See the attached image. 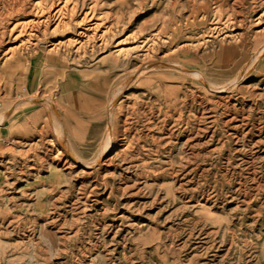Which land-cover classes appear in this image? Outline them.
Here are the masks:
<instances>
[{
	"label": "rangeland",
	"instance_id": "1",
	"mask_svg": "<svg viewBox=\"0 0 264 264\" xmlns=\"http://www.w3.org/2000/svg\"><path fill=\"white\" fill-rule=\"evenodd\" d=\"M0 264H264V0H0Z\"/></svg>",
	"mask_w": 264,
	"mask_h": 264
},
{
	"label": "bare ground",
	"instance_id": "2",
	"mask_svg": "<svg viewBox=\"0 0 264 264\" xmlns=\"http://www.w3.org/2000/svg\"><path fill=\"white\" fill-rule=\"evenodd\" d=\"M44 102V101H43ZM24 125H26V124H24ZM24 127V126H23ZM25 129V128H24ZM111 134H109V136H108V139H107V145H109V143H110V141H111ZM67 152V151H66ZM69 155V154H68ZM85 165H86V163H85ZM84 165V166H85ZM87 166V165H86Z\"/></svg>",
	"mask_w": 264,
	"mask_h": 264
},
{
	"label": "crops",
	"instance_id": "3",
	"mask_svg": "<svg viewBox=\"0 0 264 264\" xmlns=\"http://www.w3.org/2000/svg\"><path fill=\"white\" fill-rule=\"evenodd\" d=\"M23 126H24V128H26V127H27V125H24V124H23Z\"/></svg>",
	"mask_w": 264,
	"mask_h": 264
},
{
	"label": "built area",
	"instance_id": "4",
	"mask_svg": "<svg viewBox=\"0 0 264 264\" xmlns=\"http://www.w3.org/2000/svg\"><path fill=\"white\" fill-rule=\"evenodd\" d=\"M10 142L8 141V144H9Z\"/></svg>",
	"mask_w": 264,
	"mask_h": 264
}]
</instances>
